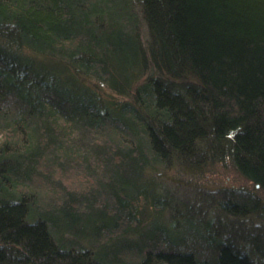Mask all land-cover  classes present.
Masks as SVG:
<instances>
[{
	"label": "trees",
	"instance_id": "obj_1",
	"mask_svg": "<svg viewBox=\"0 0 264 264\" xmlns=\"http://www.w3.org/2000/svg\"><path fill=\"white\" fill-rule=\"evenodd\" d=\"M215 163L264 219V0H0V264H264L159 183Z\"/></svg>",
	"mask_w": 264,
	"mask_h": 264
},
{
	"label": "rangeland",
	"instance_id": "obj_2",
	"mask_svg": "<svg viewBox=\"0 0 264 264\" xmlns=\"http://www.w3.org/2000/svg\"><path fill=\"white\" fill-rule=\"evenodd\" d=\"M159 183L168 194L170 199H175L183 204L186 209L194 210L200 214H209L215 217L218 222L221 234L235 238L240 243L239 237L242 235L255 234L260 242L264 244V219L257 216H247L236 218L238 221L237 233H230L228 226L232 224L226 218L218 215L217 211H213V203L219 198L222 189L243 188L254 192L252 185L242 176H240L229 163L225 164H208L202 168L197 174L190 172H180L175 168L167 169L162 173ZM212 209V210H211ZM187 217V210L171 217V223L182 224ZM166 219V216H164ZM229 222V223H228ZM246 243V242H244Z\"/></svg>",
	"mask_w": 264,
	"mask_h": 264
}]
</instances>
